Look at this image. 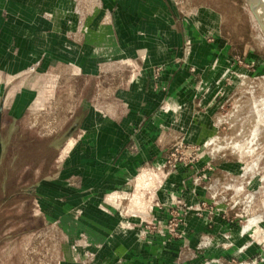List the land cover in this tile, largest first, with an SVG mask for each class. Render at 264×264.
Masks as SVG:
<instances>
[{"label": "crops", "instance_id": "0c3cea01", "mask_svg": "<svg viewBox=\"0 0 264 264\" xmlns=\"http://www.w3.org/2000/svg\"><path fill=\"white\" fill-rule=\"evenodd\" d=\"M217 17L208 7L186 17L178 0H0L1 155L29 113L81 91L72 133L54 143L57 172L34 189L67 236L61 264H176L203 234L232 230L203 208L200 165L169 170L173 146L214 131V65L226 56ZM62 70L81 83L63 82ZM179 213L183 237L171 241ZM79 239L87 246L76 248Z\"/></svg>", "mask_w": 264, "mask_h": 264}, {"label": "rangeland", "instance_id": "374dc122", "mask_svg": "<svg viewBox=\"0 0 264 264\" xmlns=\"http://www.w3.org/2000/svg\"><path fill=\"white\" fill-rule=\"evenodd\" d=\"M178 4L186 17L200 7L214 10L226 56L214 65L213 134L198 146H173L169 170L176 172L179 164L200 165L198 177L211 201L203 208L212 216L218 211L234 226L231 231L203 234L196 251L181 250L176 264L190 261L191 256L200 258L196 264H264V34L246 0H178ZM215 40L214 32L206 37L209 44ZM191 47L185 46L187 55ZM69 73L62 70L63 82L81 83L70 79ZM74 91L80 99L81 91ZM76 96L67 99L63 93L59 105L48 107L42 116L29 113L0 155V264H61L67 236L59 220L44 217L49 203L36 201L34 189L38 181L57 172L61 142L54 143L72 133L68 111ZM183 222L181 213L170 219L171 241L182 239L177 231ZM210 222L208 218L206 224ZM80 239L74 246L86 247Z\"/></svg>", "mask_w": 264, "mask_h": 264}, {"label": "water", "instance_id": "95a60500", "mask_svg": "<svg viewBox=\"0 0 264 264\" xmlns=\"http://www.w3.org/2000/svg\"><path fill=\"white\" fill-rule=\"evenodd\" d=\"M249 6V9L251 11V13L255 16L257 23L259 24V26L261 27V30L263 31L264 34V24L261 21L260 17L257 15V12L259 11L261 4H262V0H246ZM1 155V153H0Z\"/></svg>", "mask_w": 264, "mask_h": 264}, {"label": "bare ground", "instance_id": "6f19581e", "mask_svg": "<svg viewBox=\"0 0 264 264\" xmlns=\"http://www.w3.org/2000/svg\"><path fill=\"white\" fill-rule=\"evenodd\" d=\"M257 15L260 17V19H261V21L263 22V24H264V0H262V4H261V7H260V9H259V11L257 12ZM253 18L255 19V21H256V23H257V20H256V18H255V16L253 15ZM257 25L259 26V24L257 23ZM260 27V26H259ZM260 29H261V27H260ZM262 31V30H261ZM263 32V31H262ZM254 223H255V221H254ZM253 223V224H254ZM247 224H248V222H247ZM250 224H252V222H250L249 221V224H248V227H246V228H250L249 227V225ZM251 226V225H250ZM245 228V229H246Z\"/></svg>", "mask_w": 264, "mask_h": 264}]
</instances>
